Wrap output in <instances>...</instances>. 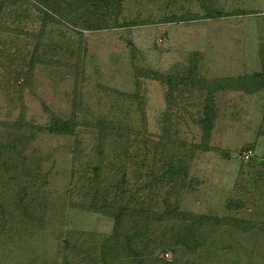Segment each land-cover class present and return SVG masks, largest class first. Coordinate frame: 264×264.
Masks as SVG:
<instances>
[{"label":"rangeland","instance_id":"rangeland-1","mask_svg":"<svg viewBox=\"0 0 264 264\" xmlns=\"http://www.w3.org/2000/svg\"><path fill=\"white\" fill-rule=\"evenodd\" d=\"M92 1L27 0L0 14L8 29L0 30V143L22 104L32 126L20 131L29 139L14 166L0 154V264H79L74 250L64 252L65 239L84 249L111 234L110 219L70 201L80 200L72 187L91 177L100 145L103 185L124 172L135 196H153L160 209L173 190L169 200L181 211L264 223L263 90L215 93L212 149L199 147L207 87L217 78L262 71L264 0H122L111 8ZM214 10L226 15L207 18ZM41 31L42 37L25 34ZM37 38L48 64H36L30 86H22L24 76L15 79L28 72ZM191 72L199 87L176 84L165 113L169 86L158 76L187 79ZM75 88L81 97L74 162L72 135L35 126L48 121L45 107L68 118ZM166 114L169 132L162 142ZM101 120L103 128L97 127ZM249 147L252 155L243 157ZM168 162L181 165L175 181L147 187ZM230 201L243 206L229 208ZM174 227L179 233L183 224ZM178 247V259L193 264H264V229L206 227ZM156 255L174 257L171 250Z\"/></svg>","mask_w":264,"mask_h":264},{"label":"trees","instance_id":"trees-1","mask_svg":"<svg viewBox=\"0 0 264 264\" xmlns=\"http://www.w3.org/2000/svg\"><path fill=\"white\" fill-rule=\"evenodd\" d=\"M27 0H0V14L5 11V8L9 4H16L18 2H26ZM98 0H93V5L97 4ZM102 5L106 4V7H118L122 0H100ZM106 3V4H105ZM106 12V11H104ZM226 14L219 10L208 11L207 18H221ZM43 19L42 29L47 25V17ZM14 17H18L15 15ZM193 19H196L195 16ZM1 20V19H0ZM180 20V19H175ZM191 20V18H190ZM0 30H8L5 23L0 22ZM41 31L39 33L25 32L26 35L32 37H42ZM17 33V30H14ZM40 39L37 38L36 44L33 48V53L30 59L27 61L28 72L20 73L15 80H19L20 75L24 76L22 86H30L32 72L36 64H48L45 58H42L39 54ZM262 71L255 73L254 77H223L214 79L212 85H209L208 96L206 103L203 105L202 116L199 118V124L201 125V143L199 147L203 150L212 149L210 146L211 132L215 126L216 109L214 105V94L221 91L228 90H241L248 93H254L259 90H263L264 85V52L261 53ZM186 78L175 79L174 77L158 76V80L167 83L169 88L166 94V111L170 112V108L174 101L172 99V91L176 84L185 82V84L199 85L196 82L195 72L189 73ZM189 78V79H188ZM166 80V81H165ZM186 80L187 83H186ZM246 81L247 83H243ZM172 83V84H171ZM247 84V86H246ZM190 86V85H189ZM73 98L71 103V115L68 118H62L48 107L45 110L49 114V119L45 125L35 126L40 132H47L50 134H69L74 137V147L72 149L74 162L79 157V138L77 135V121L76 112L80 107V93L76 88L73 91ZM264 96V95H263ZM45 106V105H44ZM143 112V111H142ZM144 115V114H143ZM164 129L160 136V140L163 142L168 137L169 116L166 114L164 117ZM103 120L99 121V128H103ZM112 124V122H110ZM10 128L5 133V139L0 143V154L5 157L6 163L14 166L15 155H19V151L23 148L24 142L29 137L21 134L20 131L24 127H32L30 123L25 120V106L22 104L20 117L17 121L9 124ZM27 125V126H25ZM109 133V132H108ZM113 134V132L111 133ZM220 151V149H217ZM248 151V156L252 155V148H246L244 152ZM96 156L94 158V164L91 165L92 175L80 181V185L72 187L71 194L75 191L80 196L78 202H72L74 207L79 209L101 214L113 223L111 234L105 238L102 242L87 246L81 249L77 246H72L71 243L65 239L64 252L68 250H74L75 254H78L79 264H193L191 261L179 260L177 252L181 253L178 244L184 239L194 240L206 227H222L229 226L241 231H249L254 228L264 229V223L259 224L254 221L246 220L237 217H217L203 214H194L191 212L181 211L177 205L169 200V196L172 191H167L166 195L162 199L163 208L160 209L154 202L153 196L148 198L136 197L134 192L128 187V181L125 173L123 172L119 179L115 182H107V177H104L106 172L104 171L107 166L104 164L103 147L98 146L95 150ZM179 163H170L156 176L155 172L151 175V179L147 184V187L153 189V186L159 185V183H168L170 180L174 182L177 178V174L181 170ZM107 170V169H106ZM121 168L117 173L121 172ZM156 198V197H155ZM23 202V199L20 200ZM243 204L240 201L228 202L229 208L240 209ZM172 224L169 225L168 224ZM183 224L182 230L177 233L173 231L175 225ZM180 229V228H179ZM178 248V249H177ZM158 250H171L173 252V259L166 260L156 255ZM69 255V254H68ZM67 253L64 255V263L68 260Z\"/></svg>","mask_w":264,"mask_h":264},{"label":"built area","instance_id":"built-area-1","mask_svg":"<svg viewBox=\"0 0 264 264\" xmlns=\"http://www.w3.org/2000/svg\"><path fill=\"white\" fill-rule=\"evenodd\" d=\"M242 155H243V157H245V156L247 157L248 156V151L247 152H243Z\"/></svg>","mask_w":264,"mask_h":264}]
</instances>
